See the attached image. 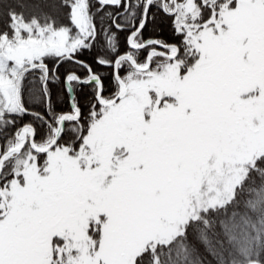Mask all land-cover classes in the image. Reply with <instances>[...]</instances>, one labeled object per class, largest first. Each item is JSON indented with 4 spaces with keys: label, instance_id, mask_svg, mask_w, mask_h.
Wrapping results in <instances>:
<instances>
[{
    "label": "snow or ice",
    "instance_id": "obj_1",
    "mask_svg": "<svg viewBox=\"0 0 264 264\" xmlns=\"http://www.w3.org/2000/svg\"><path fill=\"white\" fill-rule=\"evenodd\" d=\"M0 264H264V0H0Z\"/></svg>",
    "mask_w": 264,
    "mask_h": 264
}]
</instances>
